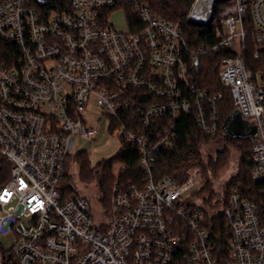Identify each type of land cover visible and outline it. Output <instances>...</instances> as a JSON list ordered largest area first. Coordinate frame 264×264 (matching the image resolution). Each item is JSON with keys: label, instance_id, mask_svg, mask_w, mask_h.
<instances>
[{"label": "built area", "instance_id": "1", "mask_svg": "<svg viewBox=\"0 0 264 264\" xmlns=\"http://www.w3.org/2000/svg\"><path fill=\"white\" fill-rule=\"evenodd\" d=\"M226 1L196 0L188 21L208 28ZM234 2L208 48L235 54L222 59L219 78L241 118L258 129L249 164L261 184L264 72L248 71L243 55L250 16L261 60L264 0ZM119 9L133 14L127 33L111 23ZM0 42L11 47H0V236L14 239L2 264H264V220L253 200L234 189L213 202L223 205L227 237L216 253L210 215L192 198L203 186L198 168L181 184L156 179L154 158L177 141L184 115L196 113L211 138L221 126L223 94L212 97L192 81L180 22L158 17L142 0H71L69 10L49 13L29 0H0ZM129 89L149 103L139 118L127 110L136 99ZM91 100L110 132L138 148L143 177L117 182L98 217L87 198L63 188L78 155L74 141L97 136L86 122Z\"/></svg>", "mask_w": 264, "mask_h": 264}, {"label": "trees", "instance_id": "2", "mask_svg": "<svg viewBox=\"0 0 264 264\" xmlns=\"http://www.w3.org/2000/svg\"><path fill=\"white\" fill-rule=\"evenodd\" d=\"M148 3L153 12L160 18L173 22L181 23L184 31V36L187 42V49L185 51L186 58L189 63L191 79L198 85L199 88L206 90L212 97L223 94V100L218 101L220 117V131L215 138L207 136L201 128L198 126L197 114L184 115L176 124L177 141L167 149L159 152L155 158L156 166V179L162 180L164 178H171L178 184H181L186 179V173L195 168L200 167L202 170V188L192 194L199 195L203 199L196 200L201 208H203L211 221V226L214 232V247L215 252L220 253L225 247V221L223 215L220 213L222 204L212 205L215 192L213 188L214 174L219 171L218 166L223 168L222 162L225 161V156L228 155V148L221 150L216 158L210 159L208 162L202 156V149L204 146L225 141L226 144L238 143L243 147L245 153L241 159V172L231 178L228 184H225L224 194L227 198L234 189H238L241 195L245 198L253 200L259 208L262 220H264V183H255L252 180L249 161L252 156L253 140L250 138H231L226 137L224 128L226 124L236 115L237 111L231 96L230 91L223 87L219 78V66L223 58L231 55H235L231 51L229 52H213L208 47L215 43L214 32L217 26H219L220 20L223 15H226L228 10L234 6V0H229L216 5L214 11V24L208 28H201L188 21V14L196 2V0H142ZM41 0H29L30 5L45 13H49L51 9L57 11L69 10L71 0H47V5L40 6ZM54 6V7H52ZM133 18V14L130 13V19ZM246 31V43L243 55V61L248 71L253 73L264 72V52L260 61L254 59L256 51L260 50L261 45L257 42L255 34L253 33L254 27L251 22L250 16L247 17L245 24ZM207 49L200 55L198 60H195L194 56L199 53L202 47ZM1 50L9 53L11 47L0 42ZM264 51V50H263ZM5 52V53H6ZM129 94L135 95L136 99L127 109L132 112L136 118L141 116V113L145 109L147 103L140 101L141 95L145 93L129 89ZM150 97H148L149 99ZM151 103V101H150ZM122 148L119 155L111 160L104 161L92 168L85 152L79 153L78 157L80 161L79 175L82 181H96L101 192V206L108 209L111 201V194L114 185L121 182H131L133 184H139L142 182V171L139 169V150L131 143L121 139ZM249 151H247V149ZM75 157V158H76ZM119 160L122 163L124 171L121 173H115V161ZM69 164L67 165V172L64 180V193L70 195L72 193L80 194L71 181V175L68 171ZM81 195V194H80ZM217 209V213L213 214ZM210 209L211 211H209ZM5 255V253H4ZM9 254H6L8 256ZM6 262V260H5Z\"/></svg>", "mask_w": 264, "mask_h": 264}, {"label": "rangeland", "instance_id": "3", "mask_svg": "<svg viewBox=\"0 0 264 264\" xmlns=\"http://www.w3.org/2000/svg\"><path fill=\"white\" fill-rule=\"evenodd\" d=\"M129 19L130 12L125 9L116 10L111 14V23L113 24L114 28L123 33H127L130 30ZM86 122L89 127H93L97 131V136L94 140L77 138L73 143L71 153L79 154L81 152H85L92 168L104 161L116 158L122 148L121 139L110 132V125H112V123L109 118H107V116L102 113V110L96 106L94 100H91L87 108ZM226 147L228 148V155L224 157L226 159L224 162H222L224 166L223 168L218 166L219 171L214 174L215 178L213 181V188L215 197L213 198L212 203L221 197L222 193H224L225 184H228L231 178H235V176L241 172V159L245 153V150L238 143L236 144L233 142V144H226L225 141L204 146L202 149V156L205 158V161L208 162L210 159L216 158L218 153ZM249 149L250 148H248L247 151H249ZM80 161L81 160L76 157L69 164L68 171L71 175V181L76 190L89 200V203L94 210L95 216L98 217L101 210L100 208L102 207V203L99 202L102 194L96 181H82L79 175ZM121 166L122 163L119 160H116V174L122 172L120 169L118 171V168ZM195 168H198L202 178L201 168ZM198 199L201 200L203 197L194 195V200ZM208 210L211 211L210 209ZM13 246V237L0 236V264H2L3 253L9 254Z\"/></svg>", "mask_w": 264, "mask_h": 264}, {"label": "water", "instance_id": "4", "mask_svg": "<svg viewBox=\"0 0 264 264\" xmlns=\"http://www.w3.org/2000/svg\"><path fill=\"white\" fill-rule=\"evenodd\" d=\"M46 2H40V6H44ZM224 132L226 137L255 139L258 129L255 125L243 120L239 113H237L225 126Z\"/></svg>", "mask_w": 264, "mask_h": 264}, {"label": "crops", "instance_id": "5", "mask_svg": "<svg viewBox=\"0 0 264 264\" xmlns=\"http://www.w3.org/2000/svg\"><path fill=\"white\" fill-rule=\"evenodd\" d=\"M237 113H238V112H237ZM237 113H236V114H237ZM225 134H226V133H225Z\"/></svg>", "mask_w": 264, "mask_h": 264}]
</instances>
